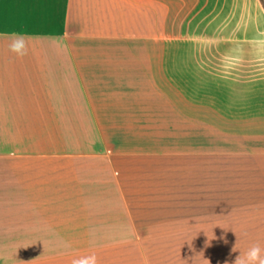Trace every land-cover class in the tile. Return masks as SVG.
I'll use <instances>...</instances> for the list:
<instances>
[{"label": "crops", "instance_id": "0c3cea01", "mask_svg": "<svg viewBox=\"0 0 264 264\" xmlns=\"http://www.w3.org/2000/svg\"><path fill=\"white\" fill-rule=\"evenodd\" d=\"M13 35L27 39L23 58L9 51ZM171 40L159 0H0V264L92 254L97 264H233L177 255L192 247L187 237L135 239L176 198L158 139L173 109L168 92L160 106L159 45ZM258 72L255 91L217 86L209 154L227 159L212 167L215 198L246 200L249 226L264 229V65Z\"/></svg>", "mask_w": 264, "mask_h": 264}, {"label": "rangeland", "instance_id": "374dc122", "mask_svg": "<svg viewBox=\"0 0 264 264\" xmlns=\"http://www.w3.org/2000/svg\"><path fill=\"white\" fill-rule=\"evenodd\" d=\"M159 31L175 38L160 41L159 45L160 106L166 102L168 92L173 109L169 107L167 120L159 121L158 139L160 158L168 163L165 190L172 191L169 193L176 198L173 203H163L164 212L159 217L143 218L135 239L145 241L157 235H177L179 240L187 237L191 250L175 253L180 256L189 252L190 257L200 259L223 256L235 260L253 244L264 249V229L256 226L255 218H251L255 224L249 226L246 200L233 202L232 207L230 201L215 198L212 167L227 159L215 161V155L209 154L214 141L213 102L217 86L222 90H217L219 95L229 91L226 86L230 81L237 91H255L253 75L260 74V65H264V57L258 53L263 43L259 37L264 35L262 1L159 0ZM246 38L254 41H244ZM252 43L253 50L242 46ZM167 48L171 54L168 58ZM205 140L206 155L204 151L202 154ZM160 171L166 172L164 167ZM157 227L162 230H154ZM235 245L237 251L233 252Z\"/></svg>", "mask_w": 264, "mask_h": 264}, {"label": "clouds", "instance_id": "9594fccd", "mask_svg": "<svg viewBox=\"0 0 264 264\" xmlns=\"http://www.w3.org/2000/svg\"><path fill=\"white\" fill-rule=\"evenodd\" d=\"M11 42L8 45L9 51L14 53L18 58H23L28 55V42L24 35H13ZM233 252L237 251L236 245L232 248ZM264 249L259 244H253L245 253H240L233 264H264ZM72 264H97L95 254L74 258Z\"/></svg>", "mask_w": 264, "mask_h": 264}, {"label": "trees", "instance_id": "16d2710c", "mask_svg": "<svg viewBox=\"0 0 264 264\" xmlns=\"http://www.w3.org/2000/svg\"><path fill=\"white\" fill-rule=\"evenodd\" d=\"M262 1V4H263V7H264V1L263 0H261Z\"/></svg>", "mask_w": 264, "mask_h": 264}]
</instances>
